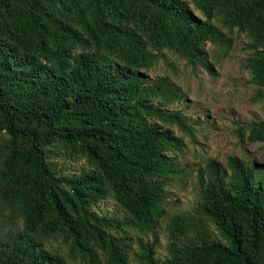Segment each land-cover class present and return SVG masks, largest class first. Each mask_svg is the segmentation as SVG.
Segmentation results:
<instances>
[{
	"label": "trees",
	"instance_id": "1",
	"mask_svg": "<svg viewBox=\"0 0 264 264\" xmlns=\"http://www.w3.org/2000/svg\"><path fill=\"white\" fill-rule=\"evenodd\" d=\"M191 1L203 18L184 0H0V264H129L134 232L167 219L189 175L175 128L195 135L167 110L172 78L148 76L164 52L211 71L245 34L264 111V0ZM237 132L264 144V122ZM106 200L125 218L99 214ZM167 229V255L156 239L138 264H264V165L208 160Z\"/></svg>",
	"mask_w": 264,
	"mask_h": 264
},
{
	"label": "rangeland",
	"instance_id": "2",
	"mask_svg": "<svg viewBox=\"0 0 264 264\" xmlns=\"http://www.w3.org/2000/svg\"><path fill=\"white\" fill-rule=\"evenodd\" d=\"M184 1L189 4L195 16L203 18L191 0ZM233 37L235 41L232 51L226 58L215 63L211 71L201 67L193 68L178 55L166 51L165 58L148 72L152 82L170 77L181 90L184 97L167 110L182 112L195 137L191 138L175 128L176 135L186 148L183 153L171 157L189 175L179 177L181 179L178 184L170 189L167 219L161 220L156 231L134 232L129 264H138L137 255L141 244L156 239L159 241L158 257L164 258L167 255V227L170 219L195 208L200 177L208 160L215 159L225 165L230 157H237L264 165V144H250L246 136L241 137L237 132L239 127L249 123L264 122V111L262 104L252 102L258 88L250 83L251 75L243 67L250 54L247 47L250 40L237 31ZM209 48L213 50V46ZM70 168H66V174ZM95 210L103 216L125 218L124 212L113 200L102 201ZM54 246L63 250L60 243Z\"/></svg>",
	"mask_w": 264,
	"mask_h": 264
}]
</instances>
